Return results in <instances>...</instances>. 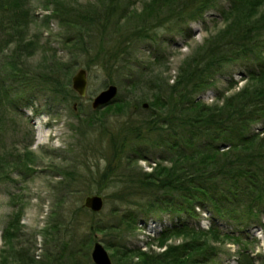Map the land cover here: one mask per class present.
I'll return each mask as SVG.
<instances>
[{
	"label": "rangeland",
	"instance_id": "obj_1",
	"mask_svg": "<svg viewBox=\"0 0 264 264\" xmlns=\"http://www.w3.org/2000/svg\"><path fill=\"white\" fill-rule=\"evenodd\" d=\"M115 1L123 4L125 14L130 12L121 19L124 29L127 23L139 21L145 6L156 0ZM99 3L100 0H28L27 17L16 24L15 37L7 31L0 32V264H21L9 237L12 228L8 224L16 217L21 227L17 240L24 247L30 246L29 255L33 253L35 260L43 254L44 230L55 224L56 244L61 247L63 239L74 236L78 241L84 234L90 235V241L83 246L81 263L94 264L91 251L99 241L116 264V247H140L155 253L165 248L161 244L188 240V233L159 239L162 230L184 221L206 232L200 240L215 248V255L206 264H264V203L242 225L217 215L210 207L197 206L196 215L184 213L175 218L170 213L139 211L135 226L124 225L120 231L89 227L93 221L105 226V222L120 220L116 189L104 186L112 166L120 167L116 176L127 172L126 163L130 161L137 172L153 171L159 160L170 163L169 150L155 146L157 133L140 138L134 131L125 132L122 126L126 120L149 114L155 106V79L172 83L179 77L191 56L223 25L220 10L228 0H216L197 20L184 23L187 31L177 24L170 26L172 29L158 28L153 40L136 50L140 63L134 71L143 70L144 78L135 85L120 78L113 83L117 86L115 99L105 106L93 107L96 95L107 87L109 75L97 65L87 67L90 53L75 41L79 26L66 24L64 13L61 15L55 8L58 4L89 11ZM5 10L9 14L8 5ZM119 11L122 13L121 8ZM4 12L0 10V19L7 16ZM9 57L17 62L11 70L7 65ZM256 64L252 59L225 64L210 77V85L197 94L198 98L210 103L217 100V90L231 94L246 83L243 76ZM82 67L87 69L88 77L84 96L72 86V76ZM52 72L62 81L61 92H55L44 79ZM159 80L157 84H162ZM28 84H34L33 89H27ZM22 86L24 91L19 89ZM261 121H252L251 129L260 130ZM120 148L124 149L121 153ZM91 194L103 196L104 206L98 215L83 206L85 197ZM147 199L144 195L143 200ZM79 206L85 210L78 211ZM212 226L218 230L209 231ZM137 254L133 251L127 256L140 261L142 257Z\"/></svg>",
	"mask_w": 264,
	"mask_h": 264
},
{
	"label": "trees",
	"instance_id": "obj_2",
	"mask_svg": "<svg viewBox=\"0 0 264 264\" xmlns=\"http://www.w3.org/2000/svg\"><path fill=\"white\" fill-rule=\"evenodd\" d=\"M106 1L100 0L101 3L93 5L89 11L58 4L55 9L61 15L64 13L62 19L66 24L79 26L75 41L90 53L87 67L97 65L107 72L108 86L119 82L120 78H127L129 85L143 79V70L134 71L139 69L138 47L153 40L155 32L161 27L177 24L181 30L186 28L187 31L184 23L197 20L213 7L216 0L149 2L143 14L139 15L142 18L135 24L127 23L124 29L121 19L127 18L130 12L125 14L123 4L115 0ZM27 3L28 0H0V10L7 15L0 19V32L7 31L15 37L13 29L18 21L27 17ZM263 4L264 0H228V5L220 10L223 25L191 56L179 77L172 83L158 79L162 84H157L155 79L153 109L145 117L126 120L122 127L125 132H136L140 138L157 133L155 146L169 150L170 163L159 160L153 171L137 172L130 161L126 163L127 172L121 171L116 176L120 167L112 166L104 186L116 189L120 220L105 222V226L93 221L89 226L92 230L120 231L124 225L133 228L139 211L170 213L173 218L184 213L194 216L197 206L210 207L217 215L234 219L242 225L257 210V206L263 205ZM7 5L9 14L7 8L5 10ZM17 38L20 43V35ZM245 59H252L257 64L243 76L246 83L242 87L231 94L217 90L215 102L207 103L198 98L197 94L210 85V77L225 64ZM16 63L10 57L7 60L10 70L15 68ZM57 75L52 72L44 79L58 93L61 92L62 81ZM33 87L34 84H28L27 89ZM19 89L25 90L23 86ZM15 91L18 92V88ZM252 121H261L262 128L253 131L250 127ZM144 195H147V200H143ZM77 210L85 209L79 206ZM92 213L98 215L100 212ZM18 220L13 218L8 225L12 228L9 233L12 247L21 264H84L81 263V256H84L82 250L84 244L90 241V235L84 234L78 241L74 236L71 240L63 239L64 246L61 247L56 244L57 225H52L44 230L43 254L40 260H35L33 253L29 255L30 246L24 247L17 240L21 233ZM212 228L208 230H218ZM184 233H188V240L178 244H161L165 248L155 253L140 247L134 250L116 247L119 255L116 264H206L215 255V248L200 240L206 233L201 229L180 221L162 230L159 239ZM47 244L49 247H46ZM69 244L70 248H67ZM133 251L142 257L140 261L128 258L127 253Z\"/></svg>",
	"mask_w": 264,
	"mask_h": 264
},
{
	"label": "water",
	"instance_id": "obj_3",
	"mask_svg": "<svg viewBox=\"0 0 264 264\" xmlns=\"http://www.w3.org/2000/svg\"><path fill=\"white\" fill-rule=\"evenodd\" d=\"M87 85V69L82 67L72 76V86L81 96H84L86 94ZM116 93L117 86L113 83L109 84L96 95L93 101V107L105 106L111 103L115 99ZM83 206L89 208L92 211L99 212L104 206L103 196L100 194L88 195L85 197ZM91 257L94 264H113L107 249L99 241L94 243L91 251Z\"/></svg>",
	"mask_w": 264,
	"mask_h": 264
}]
</instances>
